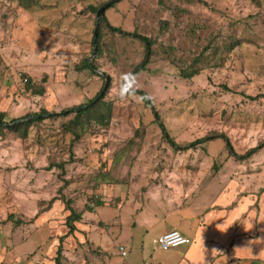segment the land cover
<instances>
[{
    "label": "rangeland",
    "instance_id": "obj_1",
    "mask_svg": "<svg viewBox=\"0 0 264 264\" xmlns=\"http://www.w3.org/2000/svg\"><path fill=\"white\" fill-rule=\"evenodd\" d=\"M32 1L0 0L6 125L42 109L57 113L90 103L106 77L81 70L86 59L110 77L104 94L112 116L88 120L77 140L63 128L68 117L36 122L26 137L0 133V264H264V256L228 257L255 253L245 247L223 257L218 239L198 242L195 263L188 262L182 254L195 243L161 249L152 227L178 221L193 241L186 218L200 203L213 221L223 208L262 207L264 147L246 159L237 155L264 141V0H119L105 15L130 34L104 26L96 53L93 10L111 0L23 5ZM134 33L152 41L153 55L134 88L151 96L154 110L139 94L119 96L122 76L145 56ZM155 111L180 145L216 138L175 150ZM68 199L82 212L69 235Z\"/></svg>",
    "mask_w": 264,
    "mask_h": 264
},
{
    "label": "trees",
    "instance_id": "obj_2",
    "mask_svg": "<svg viewBox=\"0 0 264 264\" xmlns=\"http://www.w3.org/2000/svg\"><path fill=\"white\" fill-rule=\"evenodd\" d=\"M30 1V0H29ZM37 4V1L33 0L32 3L29 5V3L23 4L26 8H29L32 5ZM95 13L98 12L97 8H94ZM107 27L109 31H114V32H119L121 34H130L128 31L123 30L120 27H116L112 25L106 15L104 14L101 18V21L99 22V32H98V40L97 42L94 43L98 44L100 42V39L102 38V28ZM134 36L141 41L144 42L145 44V56L143 60L135 66V68L130 72L133 74L134 79L135 77L141 73L142 71L146 70L150 58L153 55V49H152V41L150 38L141 35L139 33H134ZM100 52V51H98ZM82 69H91L95 74H97V71L93 70L92 65L90 64L89 60L86 59L84 63L82 64L81 68ZM197 73V71H196ZM195 73V74H196ZM186 76H193L192 74H187ZM31 80H29V83ZM35 87V86H34ZM37 90V91H36ZM35 92L39 95L43 94L44 89H38L35 88ZM102 92V91H101ZM98 93L97 96H95L92 100H90V103L86 104H81L79 106H76L74 108L70 109H64L61 112H50L46 109H42L40 112H34L30 114H26L23 117L20 118H14L11 119L9 122V125H6V116L7 113L4 111H0V133H3L5 129H9L11 131H16L19 132L23 137H26L28 135L29 128L34 125L36 122L43 121L48 118H67L68 119L65 121V124L63 125L64 130H70L76 134V139L79 137L78 131L85 127L86 122L90 119L96 121V122H102V121H110L111 116H112V103H109L105 100V94ZM134 93L139 94L144 103H146L147 106L151 107L153 110L155 109L154 102L151 98V96L143 89H137L134 88ZM258 97V96H257ZM257 97H252L253 99ZM85 105H89L85 107ZM155 116H156V121L159 123V125L162 127L163 133H164V138L166 141H168L175 150H190L192 148H197L199 145H202L203 143L213 140L216 138L215 135L213 136H205L200 139H197L196 141H193L191 143H186L184 145H180L176 143V141L170 136L168 133L164 123L159 119V114L155 111ZM226 139V144L227 148L231 151L232 154H235V151L233 149V146L231 142L229 141L228 137L225 135H222ZM264 147V141L259 143L257 146L252 147L249 149L246 153L243 155H237L238 158L246 159L251 157L252 155L256 154L258 151H260ZM71 199L67 200V205L68 208L71 212V214L67 218V225L69 226V233H72L76 230V225L75 223L77 221H80L82 218V212L76 211L72 206H71ZM60 251V250H59ZM57 264H60V261L58 259Z\"/></svg>",
    "mask_w": 264,
    "mask_h": 264
},
{
    "label": "crops",
    "instance_id": "obj_3",
    "mask_svg": "<svg viewBox=\"0 0 264 264\" xmlns=\"http://www.w3.org/2000/svg\"><path fill=\"white\" fill-rule=\"evenodd\" d=\"M225 203L226 202L222 203L221 205ZM259 204L262 206L261 208L260 207L256 208L255 206H252L251 203L250 204L246 203L244 205L250 207L249 209H246L244 211H242V209L244 208H240V209L223 208V210H221V213H219L218 219H215L217 221H213L209 217L210 216L209 213L206 212L204 213L205 207H203L204 205L200 203L199 209L196 210L193 209V213L190 212V214L186 218L191 220L192 228L195 230L193 241L190 242V244L193 242L195 243V245L193 247L190 246L187 249V251H185V253L182 254L183 257L182 259L188 262H194L193 257L195 256L194 253L196 251L193 252V250L197 248L198 242L209 243L210 241H213L215 239H218L219 241L223 242L221 243V247H218L223 251L222 253H220L221 255H224L223 257H225V253H228L230 250L234 251L235 248L238 247L253 249L255 250V253L253 254L242 253L243 255L233 254V256L229 254L228 257L233 258L235 256L236 258H242V259L244 258L254 259L255 257H258L260 251H258L259 247L256 244V242L259 241H255V240L259 238L262 239L264 236V232H263L264 231V200L262 202H259ZM165 205L167 206V203H165ZM166 206L156 205V208H159L165 212L169 210H174V209H168ZM175 210H176L175 212L176 215L180 214L178 208ZM247 212L248 215L246 216V218H243V215ZM231 215H232V219H231ZM154 222L155 224H153L152 227L157 232V236L172 229L181 230L179 228L180 224L178 221L177 222L172 221L171 226L166 225L167 221H154ZM219 224L222 225L220 229H218L217 227V225ZM245 229H249L250 231H246ZM250 235L253 236L251 237ZM251 241L254 242L250 243ZM230 258H227V261L229 262L232 261Z\"/></svg>",
    "mask_w": 264,
    "mask_h": 264
},
{
    "label": "built area",
    "instance_id": "obj_4",
    "mask_svg": "<svg viewBox=\"0 0 264 264\" xmlns=\"http://www.w3.org/2000/svg\"><path fill=\"white\" fill-rule=\"evenodd\" d=\"M190 242L191 240L189 239V237L184 235L178 229L169 230L165 233L156 236L153 239V243L161 249L174 248L181 245L189 244ZM120 251L123 256L127 255V251L125 250V247L121 246Z\"/></svg>",
    "mask_w": 264,
    "mask_h": 264
},
{
    "label": "clouds",
    "instance_id": "obj_5",
    "mask_svg": "<svg viewBox=\"0 0 264 264\" xmlns=\"http://www.w3.org/2000/svg\"><path fill=\"white\" fill-rule=\"evenodd\" d=\"M134 84H135V79L133 74L127 73L122 76V84L119 90V96L121 99H125L131 95L134 94ZM218 229L222 227V225H217ZM246 231H250L249 229H245ZM255 241H261L260 239H257ZM254 241H251L250 243H253ZM264 242V241H261ZM218 250L213 248L212 253L217 252ZM259 256H264V249H261V251L258 254Z\"/></svg>",
    "mask_w": 264,
    "mask_h": 264
},
{
    "label": "water",
    "instance_id": "obj_6",
    "mask_svg": "<svg viewBox=\"0 0 264 264\" xmlns=\"http://www.w3.org/2000/svg\"><path fill=\"white\" fill-rule=\"evenodd\" d=\"M119 0H111L110 2L106 3L105 5H103L102 7H100L98 9V12H97V24H96V29H95V34H94V40L95 42H97L98 40V30H99V22H100V19L102 18V16L105 14L106 10L113 4V3H116L118 2ZM97 44H95V47H94V53H96L97 51ZM91 65H92V68L93 70L97 71L98 73L100 74H103L105 75L106 77V83H105V86H104V89L102 90L101 94L103 95L104 92L106 91V89L108 88L109 86V83H110V77L104 73L103 71L99 70L92 62H90ZM89 105H85V107H87ZM9 125V123H8Z\"/></svg>",
    "mask_w": 264,
    "mask_h": 264
}]
</instances>
